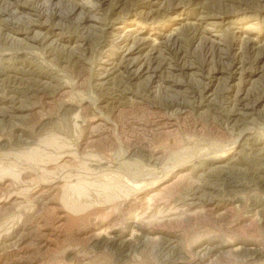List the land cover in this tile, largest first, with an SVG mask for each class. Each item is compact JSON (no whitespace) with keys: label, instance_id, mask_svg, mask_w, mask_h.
I'll return each instance as SVG.
<instances>
[{"label":"rangeland","instance_id":"obj_1","mask_svg":"<svg viewBox=\"0 0 264 264\" xmlns=\"http://www.w3.org/2000/svg\"><path fill=\"white\" fill-rule=\"evenodd\" d=\"M262 154L264 0H0V264H264Z\"/></svg>","mask_w":264,"mask_h":264},{"label":"bare ground","instance_id":"obj_2","mask_svg":"<svg viewBox=\"0 0 264 264\" xmlns=\"http://www.w3.org/2000/svg\"><path fill=\"white\" fill-rule=\"evenodd\" d=\"M16 11V10H15ZM3 12V11H2ZM5 12V11H4ZM8 14V13H7ZM14 14V11L13 12H11L10 13V15L8 16V17H12V15ZM128 31H129V29H127ZM129 34V33H128ZM128 34H126V35H128ZM123 35V34H122ZM119 39V38H118ZM138 40V39H137ZM140 41V40H139ZM248 41V40H247ZM144 42V41H143ZM139 44V43H138ZM245 46V45H244ZM253 47V46H252ZM252 49V48H251ZM136 51V50H135ZM133 51L132 50H130V49H127L126 51H125V56H128V58H129V55L132 53ZM124 54V53H123ZM131 57V56H130ZM240 57V56H239ZM246 57V56H245ZM138 59V58H137ZM249 59V58H248ZM134 61H135V58H134ZM239 62V61H238ZM241 62V61H240ZM134 63V62H133ZM143 63H145V62H143ZM147 63V62H146ZM241 64V63H240ZM134 66V65H133ZM229 66V65H228ZM4 67V66H3ZM228 68V67H227ZM156 68L154 67L153 69L151 68V66H149V65H142L141 64V66H139V68L137 69V71H136V74L137 75H150V80H152V81H154L155 79H157V77L155 76V73H157L156 72V70H155ZM30 70V69H29ZM11 72V71H10ZM151 72V73H150ZM159 72V71H158ZM250 72V71H249ZM135 73V72H134ZM8 75H9V73H8ZM133 76H135V75H133ZM210 76V75H209ZM148 77V76H147ZM15 78V76L13 77V79ZM18 78V77H17ZM8 79V78H7ZM23 79V78H22ZM19 80V79H18ZM263 80V79H262ZM2 81V80H1ZM10 81V80H9ZM13 81V80H12ZM23 81V80H22ZM159 81V80H158ZM150 82V81H149ZM12 83V82H11ZM22 83V82H21ZM148 83V81L146 82V84ZM157 83V82H156ZM160 83V82H159ZM154 87V86H153ZM206 90V89H205ZM200 92V91H199ZM236 95H239V94H236ZM236 95H234V96H236ZM234 96H232V97H234ZM244 97V96H243ZM243 97H242V94H240L239 96H236V98H237V102H238V104H236L237 105V110H235V111H240V112H245V114L247 113L248 115H250V114H252V112H253V108H247L246 106H245V104H243V102H242V99H243ZM229 98V97H228ZM245 99V98H244ZM258 100V99H257ZM233 101V100H232ZM254 102V101H253ZM251 105V104H250ZM230 106V105H229ZM222 107V106H221ZM234 107V106H233ZM236 107V106H235ZM224 110V109H223ZM230 110V109H229ZM224 112H225V110H224ZM230 112V111H229ZM234 113V112H233ZM233 113H230V115L229 116H231V117H229V118H231L230 120H232V121H236V118H235V116H236V114H233ZM226 115V114H225ZM259 115V114H258ZM221 116V115H220ZM262 116V115H261ZM227 117V116H226ZM226 119V118H225ZM238 119V118H237ZM244 119H246V118H244ZM251 119V118H250ZM222 120V119H221ZM228 121H229V119H228ZM242 122H244V121H242ZM232 123V122H231ZM241 123V122H240ZM236 124V123H235ZM237 124H239V123H237ZM251 124V123H250ZM227 126V125H226ZM234 126V125H233ZM232 127V126H231ZM237 127V126H236ZM232 129V128H231ZM260 148L261 147H259V150H260ZM258 149V148H257ZM257 151V150H256ZM232 152V151H231ZM258 153H259V151H258ZM263 155V154H262ZM261 155V156H262ZM248 156V155H247ZM264 156V155H263ZM262 156V157H263ZM225 166H227L226 164H225ZM254 168V167H253ZM237 169V168H236ZM259 169V168H258ZM221 171H224V170H221ZM225 172V171H224ZM226 172H230V170H226ZM255 172H256V170H255ZM222 173V172H221ZM220 173V174H221ZM258 173V172H257ZM222 175H224V173L222 174ZM258 175V174H257ZM221 177V176H220ZM259 177V176H258ZM227 178H229L230 179V181L229 182H227V184H228V186H230L231 188H233V187H235L236 186V184L237 183H235V180H233V177H232V174H229V175H225L224 176V179H227ZM263 183H264V179H263V181H262ZM256 185V184H255ZM255 187V186H254ZM219 189V188H218ZM193 199H194V196L192 195V197H190L189 198V201H193ZM197 200V199H196ZM188 201V202H189ZM195 202V201H194ZM195 204V203H194ZM256 250V249H255ZM260 250V249H259Z\"/></svg>","mask_w":264,"mask_h":264}]
</instances>
